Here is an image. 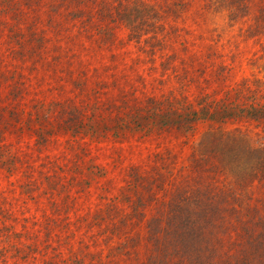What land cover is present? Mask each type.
Returning a JSON list of instances; mask_svg holds the SVG:
<instances>
[{"label":"trees","instance_id":"trees-1","mask_svg":"<svg viewBox=\"0 0 264 264\" xmlns=\"http://www.w3.org/2000/svg\"><path fill=\"white\" fill-rule=\"evenodd\" d=\"M52 1L0 0V38L7 39L0 52V264H264V202L261 217L237 216L240 206L249 208L247 187L264 184V145L226 129L264 124V85L197 87L193 100L185 86L179 96H157L143 89L144 79L136 87L111 72L115 54L108 75H88L79 38L112 49L122 27L129 41L143 34L157 45L160 11L139 0H102L105 9L89 6L96 0ZM234 4L232 20L253 11L248 0L214 9ZM259 11L264 35V6ZM54 19L73 23L64 43L51 32ZM201 123L207 130L192 145L185 180L174 177L170 187L161 169L124 167L120 154L111 166L99 164L91 153L135 135L190 138ZM162 154L148 163L172 159ZM112 172L122 176L115 194ZM236 228L243 242H224Z\"/></svg>","mask_w":264,"mask_h":264},{"label":"rangeland","instance_id":"rangeland-1","mask_svg":"<svg viewBox=\"0 0 264 264\" xmlns=\"http://www.w3.org/2000/svg\"><path fill=\"white\" fill-rule=\"evenodd\" d=\"M25 1L14 0L19 6H22ZM101 1H90L89 6L105 9ZM229 1L184 0V6L180 8L176 6L177 0H139L140 3H146L160 11L162 18L158 25L162 26V32L157 34V45L154 44L156 40L150 43L145 40L146 36L143 34L137 43L129 41L128 29L119 27L113 38L115 43L112 49L106 43L95 46L87 41L83 43L79 38L78 41L82 43L83 48L76 49V52L82 54L84 64L88 66L87 69L90 72L88 75L92 74V69L100 70L104 76L109 74L108 58L111 54H115L117 58L111 64L114 66L111 72L136 87L140 86L137 80L144 79L147 86L143 89L146 90L148 87V94L154 93L157 96L160 93L165 96H179L181 86H185V89H182L193 100L199 92L197 87L205 89L225 86L229 90L242 84L253 88L252 85L255 82L264 85V35L258 32L256 21L257 12L264 6V0H248L253 11L249 12V15L245 12L244 16L236 20L229 18L230 14L233 16L235 13V4L222 5L223 7L219 10L214 9L218 3L225 4ZM52 2L54 4L67 1L53 0ZM40 4L37 3L35 6L38 7ZM59 9L63 8L59 7ZM95 14L97 15L98 12ZM42 19L43 22L47 21V18ZM56 20V27H52L51 32L58 33L57 39L60 38L64 43L63 30L69 29V33L73 32L70 29L73 23L69 20L58 19L57 22ZM36 21L43 24L41 18ZM47 27L51 28V24L44 25L41 29L46 31ZM6 42L5 36L0 38V52L6 48ZM182 69H186L184 75ZM156 80H159L158 83ZM235 128L248 132L253 142L264 145V124L258 126L255 122L242 121L226 126L229 131ZM206 130L207 125L201 123L197 125L196 131L190 138L182 137L176 132L155 133L144 139L135 135L118 145L104 142L99 150L95 153L91 151V153L99 164L111 166L113 162L111 157L120 154L124 159V167L141 166L143 172L150 168L161 169L170 187L169 182H173L171 179L174 177L177 181L185 180L184 171L181 170L186 165L191 148L199 142ZM164 151L171 154V160L165 161L162 165L148 163L150 155H158L154 158L156 160L158 157H164L162 156ZM68 156L71 159L70 154ZM172 163L173 166L170 165ZM177 171L180 172L181 177L177 176ZM118 178H122L118 172L109 174V179L113 183L112 191L110 190L112 194L116 193L119 186ZM257 180L246 189L243 207L248 204L249 208L239 207L241 216H237L243 221L249 218L253 221L257 216H262L264 184ZM166 182L163 184L164 187ZM236 231L237 228L234 232L231 231V235L229 234V238L224 242H243L239 240Z\"/></svg>","mask_w":264,"mask_h":264}]
</instances>
